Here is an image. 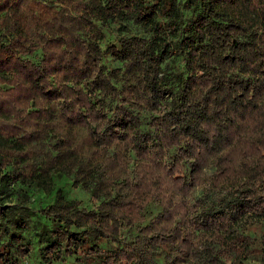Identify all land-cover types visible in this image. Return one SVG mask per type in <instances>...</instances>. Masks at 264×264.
I'll return each mask as SVG.
<instances>
[{
  "label": "trees",
  "instance_id": "obj_1",
  "mask_svg": "<svg viewBox=\"0 0 264 264\" xmlns=\"http://www.w3.org/2000/svg\"><path fill=\"white\" fill-rule=\"evenodd\" d=\"M55 176L96 205L58 190L36 228ZM256 225L264 0H0V264H247Z\"/></svg>",
  "mask_w": 264,
  "mask_h": 264
},
{
  "label": "rangeland",
  "instance_id": "obj_2",
  "mask_svg": "<svg viewBox=\"0 0 264 264\" xmlns=\"http://www.w3.org/2000/svg\"><path fill=\"white\" fill-rule=\"evenodd\" d=\"M127 27L129 29V32H126V35L148 38V33L142 30L141 28H139L138 26L128 24ZM111 31H112L111 32L112 35L110 37V41L113 40L114 36H117V34H119V32L116 29V26L114 25L111 26ZM106 63L109 69L121 68L120 62L107 61ZM165 65H167L165 69L167 73H172V74H175L177 72L181 73L184 70L183 62L180 57H175L174 59H172L171 63L167 61ZM173 83L176 84L175 82ZM6 112L10 116L12 123H15L18 126V128L27 129L28 125L26 120L23 118L22 114H20L17 110H15L12 107H7ZM53 185L54 188L50 194H45L39 189H32L29 191L32 200L30 209L34 212L35 219H33L34 220L33 222L36 224V228H39L40 224H46V220H44L42 217L39 216L38 211L53 203L55 199V193L58 190L65 195L66 199L78 200L82 203L83 206H86L88 208L95 207L96 205V203L93 202V200L90 199V197L86 193H84L81 190L73 189L71 181L66 177L55 176L53 178ZM156 213H157V208L155 206H150L147 212V219H150L151 216H154ZM250 233H252L251 236L255 237L256 239H260V238L264 239V225L253 226L250 229ZM136 234L137 233L135 231L130 234L125 233L124 237L127 241H130L134 236H136ZM30 238H31V242L36 248L37 237L35 236V231L31 232ZM259 256L260 255H258V257ZM72 262L73 260L70 259L62 264H71ZM23 264H41V263L39 257L37 256V253L33 252L32 255L29 256V258H27ZM247 264H264V258L258 259L256 256L251 257L248 260Z\"/></svg>",
  "mask_w": 264,
  "mask_h": 264
}]
</instances>
